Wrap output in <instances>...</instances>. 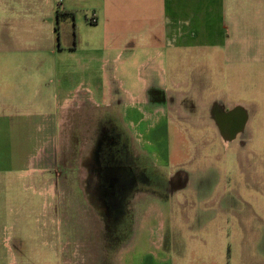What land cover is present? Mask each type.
Here are the masks:
<instances>
[{"label":"crops","instance_id":"obj_1","mask_svg":"<svg viewBox=\"0 0 264 264\" xmlns=\"http://www.w3.org/2000/svg\"><path fill=\"white\" fill-rule=\"evenodd\" d=\"M183 110L207 120L184 118L190 127L214 129L235 153L238 174L224 176L214 199L202 204L198 212H209L207 220L193 213L205 197L190 192L175 206L178 218L166 221L153 209L157 221H142L153 215L135 185L165 174L166 194L150 196L166 202L188 183L185 163L169 154V130L183 131ZM111 112L118 131L135 135L151 159L143 167L127 152L121 164L127 168L117 171L126 191L119 214L132 211L125 237L115 238L119 217L97 259L86 260L78 247L89 239L68 243L48 233L47 224L36 239L14 240L10 175L29 176L44 194L59 197L60 173L48 167L57 165L66 118L102 122L112 120ZM155 133L163 154L147 149ZM84 261L264 264V0H0V264Z\"/></svg>","mask_w":264,"mask_h":264},{"label":"rangeland","instance_id":"obj_2","mask_svg":"<svg viewBox=\"0 0 264 264\" xmlns=\"http://www.w3.org/2000/svg\"><path fill=\"white\" fill-rule=\"evenodd\" d=\"M191 114H193V117L189 120L193 123L207 121L206 119L197 118L193 112L183 110L178 115L183 131L176 132L175 128L174 130L173 128L171 131L169 130V154L172 155L174 160H179L182 164L185 163L181 168L187 173L186 180L188 183L185 184V187L179 191L175 197H171L166 202L150 196L152 194H166L165 174L160 176V180L156 179L155 183L143 182L135 185L136 190H142L138 192L148 196L146 206L151 207L146 210H148L149 216L153 215L151 218L148 217V219H140L142 221H157L155 214L151 212L153 209H159L160 213L164 214V220L166 221L172 220V218L175 217L178 218V212H180V210L179 208L175 209L177 207L176 204L181 203L183 205V197L187 196L190 192H198V194L201 195L200 198L205 197L203 198L204 201L202 199H197V206L192 210L196 211L193 213L199 218L198 221L207 220L210 218L209 212L205 215H201V213L198 212L202 210V204L206 201L209 202L212 198L214 199L215 190L217 189L219 181H221L224 176L232 177L238 174L237 168L233 164V156H235V153L232 150H227L222 147L213 128L209 126L201 129L190 127L189 123H186L187 119L184 118H189L188 115L190 116ZM114 115L115 114L111 112L112 120L106 119L102 122L94 117L88 120L87 118L85 120L79 118L78 120L76 119L77 121L75 119L72 120L70 117L66 118L63 133H61V147L56 156L57 165H54L53 161V166L50 168L48 167V169L52 171L57 167L56 170L60 173L56 187L59 197L54 199L48 194H44L42 191L43 186H40L38 184L39 182L31 181L29 176L16 178L10 175V233L14 235L12 237L14 240L26 238L28 240L36 239L40 237L41 231L45 230V225L47 224V231L54 238L67 241L68 243L89 239V242H86L88 245L78 247L79 251L80 249H84V251H80L79 254L84 260L88 258L87 255H89V257L90 255L92 257L95 255L97 259L98 249L101 248L100 244L102 240L112 234L116 226L114 222L116 224L119 219L115 220L116 217H114V213H118V211H116L118 207L114 196L112 193L104 192V190L107 189L104 178L101 179L100 183H98L96 179L100 156L96 155V153L98 154L97 151H95V153L94 150L91 149V145H99V143H102L103 130H111L112 127H116V120L119 119V117H114ZM175 117L177 116L175 115ZM175 117L173 115L171 120L174 121ZM89 120L91 121V127H89L90 124L87 122ZM120 122L122 124L121 120ZM170 123L173 122L170 121ZM122 126L124 127L123 124ZM124 136L126 137L125 142L127 149L125 150L123 148L120 151V159L122 160L128 152L129 156L135 159L136 164H143V167L150 164L151 159L149 154L141 149L138 139L135 140V135L125 133ZM10 139L16 150H18V145L20 143L19 135L14 133L11 135ZM150 139L151 140L148 139L151 144L147 146L148 151L155 150L163 154L165 143L163 144L164 141L160 142L162 140L161 133L152 134ZM205 141L211 144L207 149H205ZM195 145L200 146L198 149L194 150L195 148L193 149L192 147H195ZM107 147L111 146L107 145ZM209 156L214 158L208 160L207 158ZM93 159L94 166H91L92 177L96 179V181L87 186L88 183L84 181L86 179L84 177L88 176V169H90L89 164L87 166L81 164L82 162H86L87 164L88 161ZM94 170L95 174L93 173ZM164 170L165 173L170 172L168 166H165ZM155 171L156 173H162L159 169ZM203 175L207 178H201ZM51 177L52 179L55 177V172ZM36 178H38V176ZM48 183L50 184L51 182ZM113 185L114 183H112L111 180V186ZM87 188L92 191H96L98 188L101 189L103 191L102 198L97 195L87 198L83 192ZM232 195L233 192L229 193L227 197L231 198ZM52 205L53 207L51 208ZM142 206L141 203L136 204L137 208H141ZM103 207H107V209ZM130 207L133 209L135 203L131 204ZM186 210L188 212V209ZM169 211L170 213L168 214ZM52 212L53 214H51ZM131 213L132 211L130 208L128 212L124 211V209L122 210L120 226L114 232L116 234V239L125 237L127 229L131 226V221L129 219ZM167 214L168 216L170 215L169 218ZM105 215L107 217H105ZM107 218H109L108 222H106ZM81 257H79V259H82ZM87 262L88 261H84L83 264H87Z\"/></svg>","mask_w":264,"mask_h":264},{"label":"flooded vegetation","instance_id":"obj_3","mask_svg":"<svg viewBox=\"0 0 264 264\" xmlns=\"http://www.w3.org/2000/svg\"><path fill=\"white\" fill-rule=\"evenodd\" d=\"M119 129L117 127H112L111 130L107 129V130H103L102 131V143H99V145H91V149L98 152V154L96 153V155L100 156L99 159V169L97 170V180L98 183H100L101 179L104 178L105 180V186H107V189L104 190L105 193H112V195L114 196V199L116 201L117 207L118 209L116 211H118V213H114V217H116L115 220L119 219L120 216V208L121 205L124 201V198L119 197V196H124L126 193V191L123 189L122 191H120V182L118 180V175H117V171H119V168L122 170L126 169L127 166L124 168L122 164L123 159H120V151L126 146V137L124 136V134L120 131H118ZM95 134V133H94ZM97 134V131H96ZM92 143V142H91ZM107 145L111 146V147H107ZM93 147V148H92ZM94 155V153H93ZM94 157V156H93ZM94 159L88 161L89 164V168L88 169V177L89 178L87 180V186L91 184H93L92 182H95L96 179H94L92 176V169L91 166H94ZM95 174V170L93 172ZM111 180L112 183H114L113 186H111ZM117 183V184H116ZM93 186V185H92ZM99 186V185H98ZM90 188V187H89ZM89 188H87L89 190ZM89 192L91 193L92 196L97 195L100 196L102 198V190L101 189H97L96 191H92L89 190ZM117 196V197H116ZM93 198V197H92ZM93 200V199H92ZM103 202V201H102ZM98 203H99V199H98ZM116 207V206H115ZM105 209H107V207H103ZM105 217H107L105 215ZM109 221V218L106 219V222ZM115 223V222H114Z\"/></svg>","mask_w":264,"mask_h":264},{"label":"built area","instance_id":"obj_4","mask_svg":"<svg viewBox=\"0 0 264 264\" xmlns=\"http://www.w3.org/2000/svg\"><path fill=\"white\" fill-rule=\"evenodd\" d=\"M89 23H95V18L94 15H91L90 18L88 19Z\"/></svg>","mask_w":264,"mask_h":264},{"label":"trees","instance_id":"obj_5","mask_svg":"<svg viewBox=\"0 0 264 264\" xmlns=\"http://www.w3.org/2000/svg\"><path fill=\"white\" fill-rule=\"evenodd\" d=\"M63 16H64V14H61V15L59 14V15H58V17H60V18L63 17Z\"/></svg>","mask_w":264,"mask_h":264}]
</instances>
